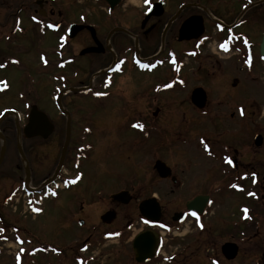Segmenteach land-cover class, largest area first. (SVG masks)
<instances>
[{"label": "flooded vegetation", "instance_id": "af4514ba", "mask_svg": "<svg viewBox=\"0 0 264 264\" xmlns=\"http://www.w3.org/2000/svg\"><path fill=\"white\" fill-rule=\"evenodd\" d=\"M113 1L91 0L77 7L72 0H0V255L3 246L25 234L24 208L36 210L34 220L42 215L32 196L46 191L55 192L57 229L63 213L64 224L71 230L77 227L73 231L77 237L59 246L63 233L58 229L51 248L41 243L47 248L42 261L85 264L90 253L88 259L95 262L97 247L123 239L121 212L135 202L137 194L143 196L140 202L155 198L161 211L157 223L140 215L133 222L142 227L138 234L157 236L153 259L142 264H185L196 258L199 247L194 236L213 225L215 255L208 256L211 263L264 264V59L260 54L264 0H139V5L133 3L136 0H118L111 7ZM159 1L163 5L154 12L160 14L145 18ZM199 24L204 29L201 36L179 40L182 26L197 28ZM122 39L129 43L119 48ZM146 41L150 51L145 54ZM98 56L105 62L93 68L98 60L93 63L92 57ZM205 58L211 69L198 77L215 79L216 110L226 106L218 93L223 96L232 89L237 97L229 103L232 110L227 117L215 111V132L227 120L225 128L235 129V134L227 138L215 134L218 184L209 195L196 192L185 198L178 211L180 220L175 221L176 213L169 219L163 217L162 200L151 190L157 180L171 194V187L178 184L173 174L166 179L156 174V180L142 186L131 173L124 175L120 163L109 170L112 165L104 157L96 166L103 172L100 179V174H92V153L102 156L104 150L91 142L98 126L92 104L98 97L118 102L124 94L115 92L116 85L124 79L129 85L136 79L144 80L146 87L167 88L173 79L186 77L185 60L198 63ZM97 86L103 93L92 92ZM126 96L133 101L132 94ZM145 101L152 107L157 104L155 98ZM142 109H134L130 115L111 110L107 121L101 116L100 128L105 135L116 129L136 137L142 132L145 140L160 138L156 135L162 127L156 120L160 109L157 113ZM202 112L198 110V114ZM118 195L121 200L130 198L129 203L115 199ZM199 196H208V203L201 212L196 206L190 210V203ZM179 235L184 236L183 242L191 239L181 251L166 256L167 238ZM130 245L134 258L132 241ZM227 245L236 251L230 259ZM14 260L21 264L20 257Z\"/></svg>", "mask_w": 264, "mask_h": 264}, {"label": "rangeland", "instance_id": "374dc122", "mask_svg": "<svg viewBox=\"0 0 264 264\" xmlns=\"http://www.w3.org/2000/svg\"><path fill=\"white\" fill-rule=\"evenodd\" d=\"M89 1L91 0H72L73 5L77 7L87 4ZM169 1L178 3L180 0ZM139 2V0H136L133 3L139 5ZM126 42L129 43V39H126V41L122 39L118 44L119 48L124 47ZM147 43L148 41L144 43L143 50L145 54L150 51L146 47L149 46ZM207 52L209 53L210 50H207ZM98 57H92L93 63L95 60H98L94 63L93 68L102 66L105 62L100 56ZM185 61L186 64L184 65L183 71L186 77L181 81L176 80V83L172 85L170 83L168 85L170 87L169 89L158 86L157 84H154L153 87H146L145 85L148 84L144 80H136L134 78L135 84L129 85L124 79L120 82L121 84L116 85L118 88L115 92H123L122 94H124L118 102L115 100L112 102L111 99L98 97L97 103L95 104L93 102L92 104L93 117L98 126H95L93 136H91V142L95 146H100L101 149H104L102 156L100 153H92L90 159L92 174H100L98 176V179H100L103 172L99 171V167L96 168V166L101 158L104 157L109 163V166L112 165V167L108 168L109 170L114 169L116 163H120L124 175L131 173L133 177H136L140 181L142 186L147 182L150 185L154 178L156 180L157 176L152 168L153 161L160 159L172 170V174L176 177L178 183L171 187L173 191L171 194L167 192L168 187H165L162 182H158L157 180L153 182L154 186L151 189L160 196L162 205H164L163 217H168V219L173 213H178L182 209L181 203L185 201V198H189L196 192L203 193L204 195L212 193L215 189V184H218L215 183V172L218 170L217 165L219 164L215 163V134L219 132L224 138L234 137L232 135L235 134V129L228 130L225 128L227 127L225 125L227 120L223 122V128L221 127L220 131L215 132V119L217 118H215V111L219 116H226L228 111L232 110L229 103L234 98H237L234 95L236 91L227 89L223 96L221 93H218V98H224L220 100L221 104L226 106H221L219 110H216L215 79H202V82L198 77V75L205 74L204 70L207 68L209 70L211 69L208 61H206V58L198 61V63L190 60ZM198 67H201V70ZM196 87H202L207 95V103L204 109H202L204 112L200 114H198V109L192 105L190 100L191 92ZM96 91L103 93L99 89ZM128 93L132 94L133 101L126 96ZM151 98L157 99L155 107L149 106L148 102L145 101V99L148 100ZM138 108H143L142 111L144 112L155 111V113L160 109L156 120L161 123L162 127L156 130L158 131L156 135L161 139L152 136L148 140H145L142 138V133H140L139 137H136L129 131H118L116 129H109L105 135L104 130L100 128L101 116L103 115L104 122L107 121L105 119L110 116L109 111L118 109L121 111V114L130 115L134 109ZM132 139L135 140V144L134 142L132 143ZM227 141L230 142V139ZM135 150L136 152H134ZM151 151L154 154H151ZM117 157L119 158L117 159ZM40 161L42 162V157H40ZM149 190L147 191L149 192ZM45 192L32 196L33 200L42 201V204L38 207L42 211V215H39L36 220L33 219L23 206V214L27 217L24 224L25 234L20 240L16 241L23 248L20 247L19 250H16V245L8 244L7 247L3 246L1 250L2 254L0 255V264H14V259L17 260L19 257L21 264H47L45 260L42 261L41 255L45 253L47 248L42 246L41 243L51 248V245L55 244L53 238L58 229L63 233V236H60L61 242L59 246L72 243L73 239L77 237L73 233L77 227L72 230L69 229L70 226L64 224L65 215L63 213L60 214L61 225L57 229L54 223L53 209L55 192L52 194ZM49 196L52 199H48ZM142 198L143 196L136 194V198H134L135 202L129 203L121 212L123 216V227L125 228L123 239H117L114 242L106 243L105 246L97 247L93 252V254L99 253L96 256L98 260L95 262L88 259L89 255H91L90 253L86 254L85 264H136L130 243L142 228L140 223L133 224L134 221L137 222L138 220L139 212L137 206H139L138 204ZM233 202H235V198L231 200V204ZM223 212L226 213L227 211L223 210ZM94 218L98 222V214ZM213 226H209L207 231L203 230L201 234L197 233V237L196 235L194 236V244L197 243L199 250L196 258L189 259L185 264H215V261L211 263L208 260L209 255H215V227ZM128 227L131 230H126ZM161 233H165L164 230ZM183 237L179 235L176 238H172L173 240H171V237L167 238L166 245L169 247L165 250L166 256L172 253H178L179 250L181 251L184 243H187L191 239V237H187L189 240L183 242ZM80 245L81 240H79L76 247L78 248ZM99 250H101V253ZM13 253L16 254L12 258ZM183 253L181 252L178 255H182ZM186 253L188 254L189 251ZM67 254L72 255L71 252L68 253L66 251ZM179 259L177 258V260ZM48 262L51 264V259H48Z\"/></svg>", "mask_w": 264, "mask_h": 264}, {"label": "water", "instance_id": "95a60500", "mask_svg": "<svg viewBox=\"0 0 264 264\" xmlns=\"http://www.w3.org/2000/svg\"><path fill=\"white\" fill-rule=\"evenodd\" d=\"M116 2L118 0H114L113 2H110L111 7H114ZM152 11H150L151 15ZM159 14V13H157ZM203 28L201 24L197 28H194L190 25H188L186 28L183 26L180 30L179 34V40L182 39H189L193 37H198L202 34ZM89 51V50H88ZM260 54L262 58L264 59V36L262 38V42L260 45ZM191 103L198 109H203L206 104V94L201 88L194 89L191 93L190 97ZM257 145H259V140L257 139ZM154 169L156 170L157 174L161 178H168L171 175V170L161 161H156L154 164ZM174 180V179H173ZM121 195L114 196L115 199H118L122 201L124 204H127L129 202V198H125L123 200ZM121 198V199H120ZM208 201L207 197H197L192 203H190L189 208H192L196 206L199 210V212L202 211V208L206 205ZM155 202L153 199L148 200L146 202H143L139 205V212L140 214L146 218L147 220H150L152 222H157L160 218V209L158 204H153ZM179 215H177L174 220H178ZM155 242L156 237L151 236L148 232H142L139 235L136 236V238L133 241V251L135 255V262L137 263H146L150 261L154 256V248H155ZM234 246L227 245L226 246V254L228 258H232L235 254V248H232Z\"/></svg>", "mask_w": 264, "mask_h": 264}, {"label": "snow or ice", "instance_id": "6c2138e0", "mask_svg": "<svg viewBox=\"0 0 264 264\" xmlns=\"http://www.w3.org/2000/svg\"><path fill=\"white\" fill-rule=\"evenodd\" d=\"M145 2L148 3V0H145ZM222 47H224V45H222ZM245 212H247V209H245ZM193 215H195V213H193Z\"/></svg>", "mask_w": 264, "mask_h": 264}]
</instances>
